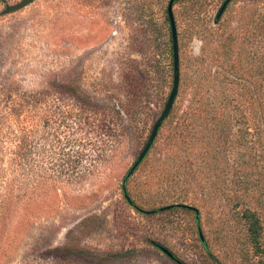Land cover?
Segmentation results:
<instances>
[{"label":"rangeland","instance_id":"obj_1","mask_svg":"<svg viewBox=\"0 0 264 264\" xmlns=\"http://www.w3.org/2000/svg\"><path fill=\"white\" fill-rule=\"evenodd\" d=\"M21 1L0 0V79L14 82V97L37 93L29 104L17 103L37 125L38 186L6 187L5 175L9 182L15 172L9 165L0 171V264H177L154 242L182 264H264V196L259 190L243 196L260 216V251L234 207L243 194L231 188L239 149L221 147L208 165L198 154L191 172L188 155L172 157L167 145L177 116L164 122L124 190L172 91L171 0H36L9 12ZM224 1L173 5L183 81L205 41L220 53L234 48V55L264 57V29L240 20L255 8L264 14V0H233L219 27L214 21ZM233 32L232 47L224 41ZM245 73L244 111L253 133L263 128L256 115L258 78ZM190 94L181 86L176 106L185 109ZM233 125L234 131L242 127L236 119ZM124 191L157 213L138 212ZM5 193L16 205L3 206ZM174 203L193 210H160Z\"/></svg>","mask_w":264,"mask_h":264},{"label":"trees","instance_id":"obj_2","mask_svg":"<svg viewBox=\"0 0 264 264\" xmlns=\"http://www.w3.org/2000/svg\"><path fill=\"white\" fill-rule=\"evenodd\" d=\"M178 1L181 0H174V4ZM241 17V26L251 25L258 30L264 29V14L259 13L257 8L248 13V15L242 13ZM215 21L214 23L216 25L219 27L222 26V19L218 22ZM168 22L170 23L169 16ZM237 39L238 37L233 32L226 37L224 42L233 47ZM170 41L172 42V32ZM204 43L203 55L195 58L192 70L189 69V73H187L191 74V77L187 76L185 81H183L182 77L180 79V87H183V92L190 89L191 94L185 109L176 106V104L172 108L169 117L174 118V116H177L178 118L173 128V133L168 137L167 145L173 152L170 155L172 157L179 158L182 153L188 155L189 159L187 165L191 172H196L194 168L197 166L198 154L201 155L203 160L207 161L208 165L211 160L216 159L221 147H224L226 151L230 150V147L231 150L235 148L239 149L237 159L234 157L236 161L232 164L234 170L231 188L234 190V188L237 187L243 194L235 197L234 207L239 210L240 216L245 218L248 224L250 241L254 248L260 251L261 225L258 218L260 216L249 203L244 201L243 196L257 190L260 191V196H264V57H259V55H234V48L227 49L224 53H220L215 45H212L213 42H211V40L208 42L205 41ZM170 50L173 55V42ZM216 53H220L221 55H216ZM245 72H247L248 75L250 73L255 74L256 72V77L258 78V83L255 85L254 89L258 93V111L256 115L257 121L262 122L263 128L260 129V127H257V131L254 129L253 133L251 132L248 118L244 111L246 98L245 78L247 75ZM13 85L14 82L10 80H7L5 84H1L0 79V171L1 174L6 173V167L9 165V167L12 166L13 172H15V175L9 174V176H12L9 182L8 178L10 177H8V174L5 175L6 187L11 184L12 186L20 185V190L23 191L24 187L21 184L22 182L35 191L38 186L35 181L36 166L34 158L37 125L32 116L28 117L27 115L23 116L20 114L23 112V109L19 108V106L23 103L29 104L31 100L35 99L37 93L30 95L23 93L22 97H14V91L11 89ZM179 97L180 96H178V98ZM18 101H20V105H18ZM114 110L116 114H121L116 108ZM229 110H231L232 113L229 114ZM236 112H238V115H236L237 117L235 118ZM29 113H31V111ZM169 117L167 119H169ZM234 119H236L237 124L242 126L237 131L233 130ZM46 127H48V124ZM46 134L49 135L50 133L46 131ZM250 135L251 139L248 138ZM256 143L258 147L255 150L254 144ZM242 149L243 151H241ZM252 149H254V151ZM18 173L21 175H16ZM171 174L174 180L180 176V173L177 172ZM22 175L27 177L25 178ZM52 178L55 180L54 177ZM180 178L181 177L178 179ZM125 194L128 195V192L124 191V196ZM4 195L6 199L3 201V206L11 208V204L16 205L13 198H8L6 193ZM129 198L132 204L128 202L125 196L126 201L138 212L154 211L140 208L130 196ZM152 208L154 209L155 207ZM182 208L193 210L190 206L183 203H174L160 210L168 211ZM194 211L195 213L197 212L195 209ZM198 218L199 214L197 215V219ZM200 238L206 249L202 237ZM153 245L159 249L158 245L161 244L154 242Z\"/></svg>","mask_w":264,"mask_h":264},{"label":"water","instance_id":"obj_3","mask_svg":"<svg viewBox=\"0 0 264 264\" xmlns=\"http://www.w3.org/2000/svg\"><path fill=\"white\" fill-rule=\"evenodd\" d=\"M35 1L36 0H22L17 5L11 7L9 9V12L13 13V12L20 11L21 9L26 8L27 6L31 5ZM232 1L233 0H225L224 1V3L220 7V9H219V11H218V13L216 15V21L215 22H218L221 19V17L223 16V14L226 11L228 5ZM173 5H174V0H171V2L169 4V7H168V16H169L170 25H171L172 42H173V60H174V82H173V88H172V91L170 93V96H169V99L167 101V104H166L161 116L159 117V119L155 123L145 147L143 148V150L140 153L138 159L132 165V167L128 171L125 179L123 180V186H125L126 182L133 176V174L137 171L139 166L143 163V161L148 156L149 152L151 151V149H152V147H153V145H154V143H155V141H156V139L158 137L160 129L163 126L164 122L169 117V115H170V113L172 111V108H173V106L175 104V101H176V99L178 97V94H179L180 79H181L180 53H179V42H178L176 22H175V18H174V14H173ZM124 190H125V187H124ZM125 196H126L128 202L130 204H132L129 196L127 194H125ZM143 213H145V214H155V213H157V211L156 210H154V211H144ZM196 213H197V215L199 214L198 211ZM158 248L166 256H168L170 259L176 261L179 264H182L168 248L163 247L161 245H158Z\"/></svg>","mask_w":264,"mask_h":264}]
</instances>
